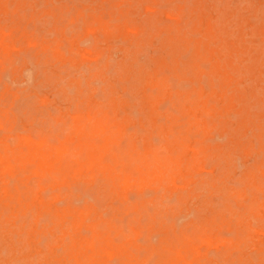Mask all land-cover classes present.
I'll return each mask as SVG.
<instances>
[{
	"label": "rangeland",
	"instance_id": "1",
	"mask_svg": "<svg viewBox=\"0 0 264 264\" xmlns=\"http://www.w3.org/2000/svg\"><path fill=\"white\" fill-rule=\"evenodd\" d=\"M13 1L11 0L10 1L11 3H9L7 0H0V30H4L3 28L7 27V28H5L4 31L10 33V36L17 43L16 47L21 46V48L17 47L18 49L17 48L14 49L15 50L14 54L16 53L18 55L15 54L16 55L15 56L13 54L14 58L11 60V62L14 60L13 63L8 61V59H6V58H2V60L4 61V62L2 61V63H4V65H3V68L0 67V68H2V69H0L1 70L0 71V95H1L0 96V99H1L0 104H1V102L3 104V106L0 105V113L2 112V108H3V109L8 110L6 112H8L10 114L9 116H8V114H7V116L4 115V118H6V119L8 118L7 123L12 129V131H11V129L8 131V133H9L8 138L13 137V140H14L15 139L14 135H16L18 133H21V134L24 133V134L31 135L33 137H34V135H35V137L41 135L44 138H47V140L50 139V142L51 141L55 142V140H57L59 137L63 136L66 132H68L67 124H65L66 125L65 126L62 122V119H60V121H57V117H62V118H66L69 120L70 115L72 113L76 112V110L81 111V112H85L87 110L94 108L92 106L95 103L96 104L101 103V106L103 107V106H105L104 102L106 101L105 104L108 107L105 106V108L104 107L103 108L105 110L107 109L108 113H111V116L113 114V116H117L118 119L120 118L121 121L124 118L127 119V120L125 119L124 127H126V129H129V130H130V128H131V130H132V128L134 129L133 131L130 130V133L132 134L135 132L133 139H134V141L137 140L135 142L139 147H141L142 144L146 141L147 143H151L154 146L158 147L159 150H163L162 145L164 142L163 141L164 137H163V134H161L159 132L158 127L160 126V124L164 125L167 123V124L171 125L174 123L173 125H174V127L176 126L175 127L176 131L178 129H185L186 126L184 123L187 119V114L181 113L178 110L177 104H176V106L172 105L168 96H164V97L160 98L156 102L155 110L152 109L150 111V109L146 106V104H144L142 96L145 93L150 92L151 89H153L152 88L153 86L149 83H145L144 75H145V73H147L149 71L154 73V71L158 69L159 71L158 70L157 71L160 74H166L168 77L172 76L169 79V81H171V83L174 81V84H171V88H173V85H174L173 89L176 88L175 86H179V88H181L182 90H187L188 88L190 89L192 86V83L196 81L195 82L196 84L195 83H193V84L195 86H198V87L201 86L202 87L203 92H205L207 97H209L210 102L216 103L217 104L216 106L219 109H222L223 104L228 103L227 104L228 108L222 110L221 113L216 112L214 114L215 116H212V115L210 116V118L213 117L212 119L216 118V116H217L216 119H218V120H216V119L212 120L209 118V115H208L207 120H208L209 128L205 134L194 132V131L189 132L188 142H189L190 146H192L195 143V145H194V147H195L196 143H197V144H199V145H197V148H199L200 146H203L204 148L207 149V156L205 155L204 156L205 158L203 157L204 160H203L202 166L204 168L201 166L199 168H197V167L194 168V170L191 169L192 171L190 170L192 175L196 174L195 175L196 178H194L193 181H191L190 183H185L186 181H182L181 182L182 185H180L181 180H179V184H172V185L171 184H150V185L144 184V186H142L141 188L148 187L146 189H143V191L145 190V192H143L141 188L140 189L137 188L135 185H132L128 189H126V194L130 198L129 200H134V198L145 200V204H144V206H141V212H140V213L144 212V214L138 215L139 216V219L137 221L138 223L135 222V224H134L135 226L137 225V229H138L137 234L138 235H136V234L134 235L131 233L132 235H127L128 237H126V239L130 238L129 242L127 243L128 245L130 244V242L134 241L130 244V247L133 251V256H134V257L132 256V258H134V260H135V257L139 258V256H140L139 259H141V258L145 259V260H142V261H145V264H153V263L156 264V262L158 260H160V258H161V252H158V251H160L161 246H159V245L162 241L166 240L169 237H173L174 233L180 232L179 230H181V229L184 231H186V229H187V232H189V231L191 232L194 228V223H195V225L201 224V223H207L206 226H209V227L212 226L215 228L218 227L216 229L214 228V232L220 233L219 235L223 234L222 236H224L226 238L233 239V242L228 244V245H214V246L211 245V246L207 247L206 249L209 250V252H208L209 256L207 257V259L205 258V260H204V261H206L205 264H209L208 262H210V264H220V262H218V261H222L221 264H255L254 262H256V264H263L264 263V255H263L264 254V245H263L264 244V220H263L264 219V208H263V206H264V81H263L264 80V74H263L264 73V63H263L264 62V50H262V48H264V38H263L264 37V31H263L264 30V25H263L264 24V21H263L264 20V8H263L264 7V0H254L255 2L253 0H247V1L242 0L245 2H242L241 0H189L190 2L188 0H72V1H70V0H53L54 2L52 0H13ZM185 1H187V2H185ZM236 1H238V2H236ZM7 2L9 4H11L12 6L9 5ZM50 2H52V3H50ZM41 4H43V5H41ZM99 4H101V5H99ZM118 5H119V7H118ZM36 6H38V7H36ZM89 6L91 7L92 10L94 9V11H92ZM95 6H96V8H95ZM113 6H115V7H113ZM71 7H72V9H71ZM149 7L151 10H149ZM151 7H153V8H151ZM83 8H87L88 10L83 9ZM97 8H98V10L96 11L95 9H97ZM17 9L18 10L23 9V10L19 12ZM114 9L116 12L113 11ZM152 9H154V11ZM179 9L181 11H179ZM79 10L81 11L80 13H79ZM64 11H65V13H64ZM85 11H86V15H85ZM69 13H70V16H69ZM134 13H136V14H134ZM47 14H50L51 17H53L52 22L50 20V18H51L50 15H47ZM233 14H235V15L232 16ZM79 15L81 16V18ZM111 15H114V16H111ZM174 15H176L175 18H174ZM42 16H43V18H42ZM45 16L46 17L49 16V18H46ZM77 16H79V17L77 18ZM235 16H236V18H235ZM21 17H24V18H21ZM113 17L118 19V20L115 21L116 19H114ZM110 18H113L112 21L110 20ZM214 18H216V19H214ZM36 19H39V21ZM43 19H44V21H42ZM81 19H82V21H80ZM246 19L249 22H247ZM47 20H48V24H49V21L51 22L49 25L46 24ZM108 20L111 22H109ZM188 20L191 22H189ZM36 21H37L38 28L36 27ZM59 21H61V22H59ZM226 21H228V22H226ZM38 22H40L41 24L46 26V28ZM74 22H77L78 28H76V26H75L76 23H74ZM94 22L96 24H94ZM102 22H105L108 25L110 24L109 25L110 29L106 30L103 27H101L100 24ZM143 22H145V23H143ZM235 22H237V23H235ZM68 23H71V24L68 25ZM113 23L118 24L119 29L116 28V30H112L115 28ZM233 23H235V24H233ZM245 23H247V24L244 25ZM249 23H252V24H249ZM38 24L41 26L39 27ZM131 24H137L140 27V30L138 32H132V31L127 30L126 26L131 25ZM186 24H188V25H186ZM72 25L75 28H73ZM79 25H81V26H79ZM177 26H178V28H177ZM212 26H213V30H212ZM35 27H36V29H40V30L41 29L43 30L45 28L43 30L44 32L42 30L40 32V30H39L38 31L40 33V35H39V33L36 31ZM64 27H66V28L64 29ZM152 27H153V29H152ZM72 28H73V30H75V32L72 30ZM34 29H35V31H34ZM63 29H64V32L62 31ZM66 29L68 31H66ZM121 29H124V30L121 31ZM177 29H179V31H177ZM210 29L213 31L214 36L212 37L211 40L207 41V38L205 35L209 34L208 31H210ZM218 29H219V31H218ZM258 29H260L261 31L260 30L258 31ZM13 30H15V31H13ZM45 31H48V32H45ZM143 31H145V32H143ZM235 31L237 33H235ZM69 32H70V34H69ZM57 34H58V36H57ZM100 34L102 35L101 37H100ZM118 37H119L120 41L118 40ZM184 37H187L189 39L193 38L196 40L205 39V41L207 42V44L210 48V52H208V56L212 57L211 58L212 60H215L216 58L217 59L219 58V60H221V58H222L221 62L223 65L220 67V71L217 73L220 74V73L226 72L227 79H226L225 83H223V81L220 79V77H216L217 74L216 75L215 74H208V70L210 69V62L206 59L199 60V62L201 63V67L203 68V73H200L198 75L193 76L190 73V71H187V74L183 77L185 79H181V81L178 82V78L176 76V71L180 72L181 70H183V71L187 70V68H185V66L190 61L191 55H192V48L187 49L184 46V43L182 40V38H184ZM26 38H32L35 40L38 39L39 42L44 43L46 46H50L49 44H51L50 49L52 46H55V45L57 47L60 46V49L58 47V50H59L58 56H53L52 53H50V50L48 49L49 47L46 50H44V48H41L39 46H33V45L25 44L24 41ZM114 38H116V39H114ZM42 39H44V41ZM59 39H61V40L59 41ZM63 39L65 40V42ZM71 40H73V41H71ZM75 40H76V42H75ZM98 41H100V42H98ZM124 42H125V45H124ZM152 42H154V43H152ZM62 43L64 44V46L66 44V46L64 47L65 49L63 47H61V46H63V45H61ZM138 44H139V46H138ZM130 45H131V47H130ZM144 45L146 47L151 46V48L150 49L148 48L149 49L148 50L145 48ZM96 46H98V47H96ZM141 46H143V49L141 48ZM62 48L66 52L65 55H64V50ZM111 48H113V50H111ZM66 49H67V51H66ZM92 49H94V50L92 51ZM18 50H19V52H18ZM72 50H75V51L72 52ZM143 50H146V53ZM22 52H25V53H22ZM97 52L100 53V55L102 54V57L104 58L103 61H102V57L100 60V55H98V56L95 55V54H97ZM111 52H113V54L115 56L112 55ZM138 52L139 53L144 52V54L147 56V58L144 54H143L144 55L143 56L142 54H139ZM211 52H212V56H211ZM250 52H251V54H250ZM153 53H155V54H153ZM182 54H184V55L187 54V55L184 56ZM245 54H246V56H245ZM1 55H2V53L0 52V56ZM81 55H82V57H81ZM103 55H105V56H103ZM148 55H149V57H148ZM92 56L97 57V61H93L94 57H92ZM113 56H114V58H113ZM58 57H60V58H58ZM90 57H92V58H90ZM126 57H128V58H126ZM81 58H82L83 63L80 62ZM107 58L111 62L108 61ZM137 58H141V59L138 61ZM84 60L86 62L87 61L88 62L86 63V62H84ZM143 60L147 64L144 63ZM206 61H208V62H206ZM89 62L94 63L96 68L94 67V65L92 66V64H89ZM99 62H101V63H99ZM135 62L138 63V65L135 64ZM8 63H10V65H8ZM108 63H109V66H108ZM19 64H22V65H19ZM149 64L151 65V69H149L150 68ZM74 67H75V69H74ZM79 67H81V68L79 69ZM90 67H93L94 70H92V68H90ZM109 67H111V68H109ZM38 68H40V70H41L40 72H39ZM146 68H148V69H146ZM17 69H19V70H17ZM76 69H77V71H76ZM164 69H166V70H164ZM8 70H10V72H8ZM62 70H64V71H62ZM111 70H112V72H111ZM217 70H219V69H217ZM77 73H78V76H77ZM89 74H91V75H89ZM22 75L24 77H22ZM42 75L45 78H43ZM79 75L84 76V77H80ZM1 76H2V79H1ZM15 76H17V77L15 78ZM46 77L48 78L47 80H45ZM94 77L101 79V80L98 81ZM140 77H141V80H140ZM92 78H93V80H92ZM237 79H238V81H237ZM3 80L5 81L6 84L4 83ZM126 80H128L129 83ZM81 81H82V83H81ZM83 81H84V84H83ZM114 81L117 82L116 84H118V82H119V84L116 86ZM120 81H122V82H120ZM89 82H91V83H89ZM92 82L94 84H92ZM8 83L11 86L10 88L6 87V86L9 87ZM41 83H42V85H41ZM77 83H79V84H77ZM176 83H177V85H175ZM35 84H37V85H35ZM81 84H83V85H81ZM127 84H128V86H127ZM215 84H217V85H215ZM32 85L34 86L35 89L33 88ZM65 85L66 86L68 85L69 87L71 86L72 88L68 87V90H67ZM96 85L100 86L99 87L100 89H97ZM129 85H131V86H129ZM12 86H13V88H12ZM148 86H149V89H148ZM215 86H217L218 88ZM242 86H244V87H242ZM16 87H18V88L16 89ZM5 88H7V89H5ZM20 88H22V91ZM27 88H29V89H27ZM126 89H127V91H126ZM17 90H19L18 92L21 91L20 92L21 94H19L17 92ZM81 90H82V93L84 92L83 94H81ZM218 90H221V91H218ZM33 91H34V93H33ZM91 91H93V92H91ZM128 91H130V93H132L131 91H133V95L128 93ZM6 92L9 94H7ZM30 93H31V96H33V97H31L29 95ZM136 93L139 95H137ZM14 94H16V95H14ZM115 94H118V95L116 96ZM25 95L29 98V100H28V98L24 97ZM51 95H53V96L51 97ZM120 95H122V96H120ZM37 96L40 98V101H37V100H39V98H37ZM57 96H58V99H57ZM126 96H128V97H126ZM16 97H18V98H16ZM85 98H89V99H85ZM135 98H137V99H135ZM167 98L169 99V101ZM16 99H18V100H16ZM47 99H48V101H47ZM109 99H111V100L113 99L115 101V103H109L110 102ZM132 99H134V100H132ZM223 99H225V100H223ZM14 100H15V102L16 101L17 102L14 103ZM165 100L168 102L165 103ZM26 101H28V102H26ZM31 101H33V102H31ZM86 101H88V102H86ZM130 101L135 103V104L130 103ZM162 101H164V102H162ZM169 102H170V106H168ZM89 103H91V104H89ZM4 104H5V106H4ZM77 104H78V106H77ZM162 104L163 105L165 104V106H168V108L165 106H162ZM237 104H238V106H237ZM72 105H75V106H72ZM118 105L120 106L119 108H118ZM28 106H29V108H28ZM71 106H72V108H71ZM8 107L10 108V110H11V108L13 110L9 111ZM83 107H85V108H83ZM90 107H92V108H90ZM158 107L160 109H158ZM171 107H172L173 111L170 110ZM43 109H45V110H43ZM142 109H143V111H141ZM161 109H162V111H161ZM166 109L168 111H166ZM17 110H18V113L20 115L17 113ZM40 110H41V112H40ZM54 110L57 113L54 112ZM27 111H28V113H26ZM121 111H123V112L121 113ZM165 111L167 112V114ZM176 111L178 113H176ZM139 112H143V113L141 114ZM134 113H136V115ZM42 114L44 115V117ZM137 114H140V115L137 116ZM159 114H161V115H159ZM168 114L170 116H168ZM178 114H180V115H178ZM133 115H135V117ZM229 115H230V117H229ZM160 116H162V117H160ZM181 116L183 117L182 119H181ZM185 116H186V118H184ZM16 118H18V119H16ZM49 118H50V120H48ZM156 118H157V120H156ZM166 118H168V119H166ZM255 118H257V119H255ZM140 119H142V120H140ZM173 119H175V120H173ZM209 119L211 120V123L209 122L210 121ZM230 120H232V122ZM169 121H171V122H169ZM59 122H61V123H59ZM216 122L218 125L216 124ZM58 124H61V125H58ZM133 124H135V127L134 126L132 127ZM14 125H16L15 127H17V128H15ZM57 126H58V128H57ZM139 126L141 128L143 127V129H142L143 132L141 130H139L140 129ZM251 126H252V128H251ZM51 127H53V128L51 129ZM213 127L215 129H213ZM19 128H21V129L23 128V129L20 130ZM65 128H67V129H65ZM137 128H139L138 130L140 132H138ZM233 129H235V131H233ZM1 130H2V128H0V136H1V134H3L5 132V131H1ZM52 130H54V131H52ZM129 130H128V132H129ZM210 131H212V132H210ZM154 132L157 135H155ZM224 132H226V133H224ZM57 133L59 135H57ZM211 133L212 134L214 133V135H212ZM227 134L231 135V136H228ZM11 135H13V136H11ZM158 135H160V137ZM150 136H151V138H150ZM198 136H199V138H198ZM254 136H255V138H253ZM207 137H208V139H205ZM10 138L8 139L9 141H10ZM72 138L75 139V136L73 135ZM226 138L227 139L229 138V140H227ZM214 140H216V141H214ZM125 141H126V139H122L121 143L124 145ZM195 141H197V142H195ZM13 142L11 139L10 143H13ZM211 142L213 143V145ZM201 143H203V144H201ZM255 144H256V146H255ZM211 146H212V148H211ZM254 146L257 148H255ZM216 150H218V151L216 152ZM234 154H236V155H234ZM259 155H261V156L257 158V156H259ZM218 156L220 159L218 158ZM240 156H241V158H240ZM211 157H212V160H211ZM208 158L210 160H208ZM233 158L234 159L236 158L235 160L237 162L235 160H233ZM251 158H253V159H251ZM206 163H207V166H205ZM209 163H211V164H209ZM220 163H222V164H220ZM235 164L237 166H235ZM220 165H222V166H220ZM216 166H217V169H216ZM206 167H207V169H206ZM259 169H260V171H259ZM205 171L207 173H205ZM203 172L205 173V175L206 174L207 175L205 176L203 174ZM247 172H249L250 175L246 178V182H243V177L245 176V174ZM198 173H200L201 175ZM234 173H235V175H234ZM26 175H28V174H26ZM23 176H25V175L23 174ZM202 176H204V177H202ZM198 178H199V181H197ZM206 178H208V180H210L209 183H206V182L202 183L201 180L206 179ZM239 179H240V182L238 183ZM252 179H254V180H252ZM100 180H101V178H97V180L88 181L89 183H86L85 181H79L78 180V181L74 182V184H72V185L68 184L66 186H61V187H57V188L61 189L62 192H66L70 197H72L71 199L75 202V204H81V203L83 204L85 199H88V198H89L88 200H91V201L92 200L94 201V199H96L95 200L96 203H95V201L94 202L92 201V202H93L94 206L96 207V213L97 214L101 213L104 216L105 215L108 216V215L112 214L113 212H115L117 210L116 208L119 207V209L121 211H118L119 210L118 209L117 212L120 214L122 213V215H125V211H122V209H121L123 206L122 200L120 197H118V195L115 192L113 193L112 185L109 184L110 185L109 186L106 184L107 187L109 186V188H107L106 185H104L105 184L104 179H102L103 181L102 180L100 181ZM216 180H219V181L217 182ZM230 180H233V182H231ZM95 181H96V184L97 183H99V184L96 185L95 183H92ZM196 181H197V183H194ZM229 181H230V184L227 183ZM250 181H252V182H250ZM100 182H101V185H100ZM255 182L257 184H252ZM191 183H193L195 185L198 184V186L189 185ZM92 184H94V185H92ZM185 184L188 186H186ZM206 184L208 186H211V187L209 188ZM238 184H239V186H238ZM162 185H163V187H162ZM246 186H248V187H246ZM252 186H254V187L256 186L255 188L256 189L258 188L259 191L255 190V188ZM100 187H105V189H103V188L100 189ZM159 187H162L161 190ZM166 187H168V189L170 191H168V189H165ZM170 187L173 189L171 190ZM175 187L179 191H177L175 189ZM203 187L205 188V190ZM43 188H44L45 194L51 193V189L49 188V186L43 185ZM107 189H109L112 194L109 193V191H106ZM153 189L156 191H154ZM157 189H159L160 191ZM184 189H187V190L185 191ZM166 190H167L170 198L168 197V195H166L167 194ZM136 191H138V192H136ZM175 191H176V193H175ZM72 192L74 193V195ZM157 192H161V193L159 194ZM233 192H235V194ZM107 193H109V195H107ZM187 193H189L188 196H187ZM201 193L202 194L204 193V194L202 195ZM236 193L237 194L239 193L240 197L237 196ZM136 194H138V195H136ZM172 194H174V197L172 196ZM191 194H192V196H190ZM112 195H114V196H112ZM143 195H145L146 197ZM212 195H213V197H212ZM110 196L114 197L117 200L112 202V200H114V198H112ZM158 196H161L163 198H161V197L159 198ZM183 197H185V198H183ZM91 198H93V199H91ZM109 198H111V199H109ZM230 198L233 199V202L230 201ZM240 198H242V199H240ZM247 198H248V200H247ZM185 199H188V201ZM152 200H154V201H152ZM162 200H163V202L166 203L167 206L165 205V203H163L161 205ZM244 200H246V202ZM252 200L255 201L256 203L254 204V210L251 212L252 213L251 214L250 212H248L246 210V208H247V205ZM99 202L101 204L102 203H105V204L100 205ZM109 202L111 203L110 205H112V203H116L115 205L114 204L112 205L114 207V210L112 209L113 208L112 206H109ZM190 203L192 206L189 208ZM231 203H233L232 206H231ZM234 204H236L237 207H239L238 210H237V207H234ZM117 205H118V207H117ZM146 205L148 207V210L150 209L149 213L156 214V217L159 219V221H160V219L161 220L164 219V220L159 222L156 218V220L152 221V223L148 222L146 219L147 218L146 214L148 211L147 207H146L145 211L142 210V209H145ZM97 206H99L100 209L103 206V208L101 209L102 211H100V209H98ZM176 206L177 207L180 206L181 209L179 207H178L179 209H177ZM104 207H106V208H104ZM153 207H154V209H153ZM183 207H185V209H183ZM187 207L191 211L188 210ZM163 209L164 210L166 209L165 212H163L164 215L162 214V211H164ZM106 210H108V211H106ZM176 210H179V211H176ZM188 211L190 213H188ZM245 211H246V213H244ZM256 211L258 213H256ZM182 212H183V214H180ZM194 212L199 217L196 216V214L194 215ZM259 212H260V215H259ZM165 213L167 216H169L168 218L165 216ZM262 213H263V215H262ZM160 216H161V218H159ZM195 216H196L197 220H196V218H194ZM217 216L219 218L216 220L215 218ZM244 216H246V217H244ZM249 216H250V218H248ZM252 216L254 218H252ZM256 216L257 217L259 216L260 218L258 217L259 218L258 219V218H256ZM234 217H236L238 220ZM165 218H166V220H165ZM171 218H173V219H171ZM255 218L257 219V221H256L257 226H256V223H254ZM125 219H126V216H124V220ZM245 219H246V221H245ZM187 220H188V222H186ZM235 220H237L238 222ZM252 220H254V221H252ZM144 221H146L147 224ZM192 221H196V222L193 223ZM116 222L121 223L119 218H117ZM181 222H182V224H180ZM150 223L152 224V226H150ZM187 223H189V224H187ZM209 223L212 225L210 226ZM247 223H248V225H247ZM121 225L123 227L124 232L128 233L129 227L127 225V222L122 221ZM142 225H143V227H142ZM190 225L191 226L193 225V226L191 227ZM252 225H254L255 227ZM222 226L223 227L225 226V227L223 228ZM232 226H233V228H232ZM250 227H254L255 229L250 228ZM146 228H147V234H149V235L151 234L150 236L147 235L146 233H144V232H146ZM175 228H176V230H175ZM221 228H223L224 230L222 231ZM139 230H141V231H139ZM218 230H221V231L219 232ZM240 230L242 231V233L238 234V232ZM262 230H263V232H262ZM83 232L86 233V230L83 229ZM250 232L252 234H250ZM127 233H124V234H127ZM169 233H171V234H169ZM247 233L250 235H248ZM144 234H145V236H144ZM1 235H2V237L0 239V242H1V240H3V241L0 243V251H1V253H0V264H16V263L19 264V261H20V264H24V263L25 264H28V263L32 264L28 261L30 260V257L33 256L32 255L33 250L29 249V248L22 250L19 245H21L23 242L20 241L21 244H19L18 241L15 239V237L17 238L19 236L14 235L15 236L14 240H16L15 245L13 247L14 249H10L9 243L11 241V236H10L11 233L9 235V232H8L6 235V230L0 229V236ZM132 236L133 237L135 236L134 237L135 240ZM146 236H147V238H148V236L150 237V239H149L150 241L147 238H145ZM251 236H252V239L250 240ZM47 237H50L49 234ZM138 238L141 240H139ZM142 238H144V239H142ZM123 239H125V237ZM143 240H144V242L146 241L145 242L146 244L148 243L147 244L148 247L151 246V249L146 248L147 245L143 242ZM153 240H155L157 243L155 241L153 242ZM234 240H235V242L238 241L236 243L237 247H235L236 244L234 243ZM260 240H262V242ZM148 241L150 243L152 242L151 244H153V245L149 244ZM250 241L253 243H251ZM254 241H256L257 243L254 244ZM5 242H7V244ZM137 242H139L138 244H140V247L138 246L140 251L137 248V245H138ZM3 244L6 245V248L4 247L5 245H3ZM240 244L243 245V247L240 246ZM2 245H3V249H1ZM233 245H234V248H232ZM260 245H263V246H260ZM17 247H19V248H17ZM220 247L222 249H220ZM253 247H254V249H253ZM15 249L19 250L18 254H17V251ZM57 249L61 250V251L58 250L59 252H57V253L62 252L61 246H56V250ZM234 249H236V250H234ZM243 249H245L244 252H243ZM148 250H149V254L152 252L150 257L148 254ZM5 251H7V252L5 253ZM155 251H156V253H155ZM233 252H236V253L232 255ZM26 253L29 255L26 256ZM245 253H247V254H245ZM62 254L63 253H61V255L59 254L58 256L56 255L55 257L57 258L59 256H62ZM143 254L145 257L146 256L147 257L145 258L143 256ZM253 254H255V256ZM19 256H21V257L24 256V257L21 259V257L19 258ZM34 256L39 257L38 255H34ZM34 256L31 258V260H32V261L30 260L31 262H33V260L35 259ZM17 257L19 259H17ZM254 257H256V258H254ZM154 258H155V260H154ZM37 259H39V258H37ZM37 259L34 260V262L36 264L38 263ZM234 260H235V262H234ZM41 261H42V263L45 262L41 258L39 260L40 263H38V264H42ZM213 261H215V262H213ZM44 264H47V263H44Z\"/></svg>",
	"mask_w": 264,
	"mask_h": 264
},
{
	"label": "bare ground",
	"instance_id": "2",
	"mask_svg": "<svg viewBox=\"0 0 264 264\" xmlns=\"http://www.w3.org/2000/svg\"><path fill=\"white\" fill-rule=\"evenodd\" d=\"M9 3H11V0H7ZM13 1V0H12ZM53 1V0H52ZM72 1V0H70ZM189 1V0H188ZM242 1V0H241ZM247 1V0H246ZM254 1V0H253ZM7 2V3H8ZM14 2V1H13ZM54 2V1H53ZM58 2V1H57ZM56 2V3H57ZM83 2V1H82ZM187 2V1H185ZM184 2V3H185ZM190 2V1H189ZM231 2V1H230ZM238 2V1H236ZM245 2V1H242ZM249 2V1H248ZM255 2V1H254ZM8 3V4H9ZM36 3V2H35ZM34 3V4H35ZM52 3V2H50ZM163 3V2H162ZM173 3V2H172ZM171 3V4H172ZM217 3V2H216ZM258 3V2H257ZM37 4V3H36ZM49 4V3H48ZM108 4V3H107ZM106 4V5H107ZM124 4V3H123ZM241 4V3H240ZM243 4V3H242ZM11 5V4H9ZM8 5V6H9ZM43 5V4H41ZM45 5V4H44ZM101 5V4H99ZM122 5V4H121ZM137 5V4H136ZM161 5V4H160ZM190 5V4H189ZM218 5V4H217ZM233 5V4H232ZM7 6V7H8ZM12 6V5H11ZM151 6V5H150ZM185 6V5H184ZM216 6V5H215ZM263 6V5H262ZM38 7V6H36ZM35 7V8H36ZM90 7V6H89ZM109 7V6H108ZM115 7V6H113ZM119 7V5H118ZM162 7V6H161ZM234 7V6H233ZM3 8V7H2ZM96 8V6H95ZM105 8V7H104ZM111 8V7H110ZM153 8V7H151ZM229 8V7H228ZM238 8V7H237ZM240 8V7H239ZM261 8V7H260ZM264 8V7H263ZM262 8V9H263ZM29 9V8H28ZM27 9V10H28ZM32 9V8H31ZM72 9V7H71ZM83 9H87V8H83ZM91 9V7H90ZM112 9V8H111ZM116 9V8H115ZM115 9L113 11H115ZM186 9V8H185ZM18 10V9H17ZM23 9L18 10L19 12L22 11ZM25 10V9H24ZM88 10V9H87ZM92 10V9H91ZM96 11L98 10L95 9ZM149 10L150 7H149ZM154 11V9H152ZM194 10V9H193ZM242 10V9H241ZM94 11V9L92 10ZM173 11V10H172ZM179 11H181L179 9ZM185 11V10H184ZM187 11V10H186ZM238 11V10H237ZM256 11V10H255ZM263 11V10H262ZM60 12V11H59ZM81 11L79 10V13ZM116 12V11H115ZM215 12V11H214ZM258 12V11H257ZM65 13V11H64ZM67 13V12H66ZM99 13V12H98ZM102 13V12H101ZM168 13V12H167ZM174 13V12H173ZM181 13V12H180ZM236 13V12H235ZM96 14V13H95ZM112 14V13H111ZM120 14V13H119ZM133 14V13H132ZM136 14V13H134ZM169 14V13H168ZM188 14V13H187ZM202 14V13H201ZM50 15V14H47ZM68 15V14H67ZM85 15H86V11H85ZM116 15V14H115ZM235 14H233L232 16H234ZM5 16V15H4ZM70 16V13H69ZM68 16V17H69ZM80 16V15H79ZM77 16V18L79 17ZM104 16V15H103ZM114 16V15H111ZM121 16V15H120ZM131 16V15H130ZM171 16V15H170ZM176 15H174L175 18ZM184 16V15H183ZM188 16V15H187ZM218 16V15H217ZM250 16V15H249ZM46 17V16H45ZM51 17V15H50ZM105 17V16H104ZM107 17V16H106ZM186 17V16H185ZM24 18V17H21ZM41 18V17H40ZM43 18V16H42ZM46 18H49L46 17ZM53 17L50 18L51 22ZM81 18V16H80ZM114 18V17H113ZM113 18H110V20L112 21ZM189 18V17H188ZM236 18V16H235ZM238 18V17H237ZM249 18V17H248ZM116 19V18H114ZM120 19V18H119ZM204 19V18H203ZM216 19V18H214ZM24 20V19H23ZM39 21V19H36ZM41 20V19H40ZM79 20V19H78ZM118 19H116L115 21H117ZM247 20V19H246ZM44 21V19L42 20ZM65 21V20H64ZM77 21V20H76ZM82 21V19L80 20ZM109 21V20H108ZM109 21V22H111ZM138 21V20H137ZM189 21V20H188ZM264 21V20H263ZM22 22V21H21ZM24 22V21H23ZM26 22V21H25ZM49 21V24L51 23ZM61 22V21H59ZM73 22V21H72ZM71 22V23H72ZM78 22V21H77ZM77 22L76 23V28L77 27ZM114 22V21H113ZM191 22V21H189ZM228 22V21H226ZM247 22H249L247 20ZM27 23V22H26ZM40 23V22H38ZM71 23H68L71 24ZM145 23V22H143ZM219 23V22H218ZM237 23V22H235ZM233 23V24H235ZM41 24V23H40ZM46 24H48V20L46 22ZM48 24V25H49ZM80 24V23H79ZM94 24H96L94 22ZM231 24V23H230ZM247 23H245L244 25H246ZM252 24V23H249ZM30 25V24H29ZM33 25V24H32ZM39 25V24H38ZM43 25V24H41ZM39 25V27L41 26ZM110 25V24H109ZM109 25L105 22H102L100 24L101 27H103L106 30H109ZM113 25L115 26L114 29L112 30H116V28L119 29V25L116 23H113ZM188 25V24H186ZM256 25V24H255ZM264 25V24H263ZM31 26V25H30ZM44 26V25H43ZM81 26V25H79ZM228 26V25H227ZM239 26V25H238ZM27 27V26H26ZM36 27L37 26V21H36ZM35 27V29H36ZM46 28V26H44ZM73 28H75L72 25ZM230 27V26H229ZM253 27V26H252ZM261 27V26H260ZM4 27L3 29L5 30ZM44 28V29H45ZM66 27H64L65 29ZM69 28V27H68ZM72 28V30H73ZM127 30L132 31V32H138L140 30V27L137 24H131V25H127L126 26ZM178 28V26H177ZM182 28V27H181ZM245 28V27H244ZM243 28V29H244ZM250 28V27H249ZM263 28V27H262ZM34 29V31H35ZM43 29V30H44ZM64 29L62 30L64 32ZM81 29V28H80ZM146 29V28H145ZM153 29V27H152ZM151 29V30H152ZM4 30H0V52L2 53V55L0 56V67L3 68L4 63H2V58H6L8 59V61L11 62V60L14 58L13 56L16 54H14V49L17 48L16 47V41L10 36L9 32H6ZM40 29H36V31L38 32ZM42 30V29H41ZM40 30V32H41ZM42 30V31H43ZM124 29H121V31ZM182 30V29H181ZM212 30H213V26H212ZM210 29V31H208L209 34L205 35L208 40H211L212 37L214 36V33ZM260 29H258L259 31ZM15 31V30H13ZM66 31H68L66 29ZM75 32V30H73ZM177 31H179V29H177ZM215 31V30H214ZM219 31V29H218ZM217 31V32H218ZM233 31V30H232ZM261 31V30H260ZM264 31V30H263ZM18 32V31H17ZM16 32V33H17ZM44 32V31H43ZM48 32V31H45ZM53 32V31H52ZM127 32V31H126ZM145 32V31H143ZM170 32V31H169ZM15 33V32H14ZM39 33V32H38ZM122 33V32H121ZM235 33H237L235 31ZM49 34V33H48ZM70 34V32H69ZM234 34V33H233ZM249 34V33H248ZM20 35V34H19ZM40 35V33H39ZM66 35V34H65ZM92 35V34H91ZM140 35V34H139ZM224 35V34H223ZM30 36V35H29ZM58 36V34H57ZM69 36V35H68ZM102 35L100 34V37ZM142 36V35H141ZM197 36V35H196ZM18 37V36H17ZM45 37V36H44ZM49 37V36H48ZM128 37V36H127ZM148 37V36H147ZM248 37V36H247ZM159 38V37H158ZM264 38V37H263ZM19 39V38H18ZM37 39V38H36ZM116 39V38H114ZM126 39V38H125ZM44 41V39H42ZM50 40V39H49ZM61 39H59L60 41ZM64 40V39H63ZM119 40V37H118ZM184 46L189 49L192 48V55H191V59L188 62V64L185 66V68H187V70H181L176 71V76L178 78V82L181 81V79H185L183 78L186 74L187 71H190V73L195 76L198 75L200 73H203V68L201 67V63L199 62V60H203L206 59L210 62V69L208 70V74H217L216 77H220V79L223 81V83H225L227 76H226V72L220 73L218 74L217 72L220 71V67L223 65L221 60H219V58L212 60V57L208 56V52H210V48L207 44V42L205 41V39L202 40H196V39H189L187 37L182 38ZM243 40V39H242ZM73 41V40H71ZM116 41V40H115ZM120 41V40H119ZM125 41V40H124ZM153 41V40H152ZM157 41V40H156ZM233 41V40H232ZM240 41V40H239ZM20 42V41H19ZM25 44L27 45H33V46H39L41 48H44V50H46L48 47V49L50 50V53H52L53 56H58L59 54V50L58 47L60 49V46H52L50 49L51 44H49L50 46H46L44 43L39 42L38 39H32V38H26L25 39ZM23 42V43H24ZM46 42V41H45ZM65 42V40H64ZM63 42V43H64ZM76 42V40H75ZM100 42V41H98ZM118 42V41H117ZM140 42V41H139ZM217 42V41H216ZM244 42V41H243ZM22 43V44H23ZM61 44L63 46L61 47H65L64 44ZM78 43V42H77ZM96 43V42H95ZM122 43V42H121ZM120 43V44H121ZM154 43V42H152ZM226 43V42H225ZM238 43V42H237ZM248 43V42H247ZM253 43V42H252ZM60 44V43H59ZM76 44V43H75ZM239 44V43H238ZM125 45V42H124ZM132 45V44H131ZM130 45V47H131ZM135 46V45H134ZM139 46V44H138ZM145 46V45H144ZM240 46V45H239ZM21 48V46H19ZM18 47V48H19ZM31 47V46H30ZM73 47V46H72ZM98 47V46H96ZM129 47V48H130ZM263 47V46H262ZM17 48V49H18ZM62 48V49H63ZM67 48V47H66ZM74 48V47H73ZM93 48V47H92ZM141 48L143 49V46H141ZM146 49H150L151 46H145ZM144 48V49H145ZM223 48V47H222ZM221 48V49H222ZM239 48V47H238ZM65 49V48H64ZM63 49V50H64ZM72 49V48H71ZM75 49V48H74ZM91 49V48H90ZM120 49V48H119ZM148 49V50H149ZM186 49V50H187ZM220 49V50H221ZM230 49V48H229ZM256 49V48H255ZM23 50V49H22ZM21 50V51H22ZM94 49H92L93 51ZM111 50H113V48H111ZM121 50V49H120ZM119 50V51H120ZM147 50V51H148ZM155 50V49H154ZM157 50V49H156ZM224 50V49H223ZM262 50H264V48H262ZM33 51V50H32ZM31 51V52H32ZM67 51V49H66ZM75 50H72V52ZM98 51V50H97ZM105 51V50H104ZM122 51V50H121ZM146 53V50H143ZM218 51V50H217ZM19 52V50H18ZM91 52V51H90ZM99 52V51H98ZM95 54V55H100V53ZM220 52V51H219ZM260 52V51H259ZM25 53V52H22ZM45 53V52H44ZM49 53V54H50ZM65 50H64V55H65ZM71 53V52H70ZM69 53V54H70ZM116 53V52H115ZM129 53V52H128ZM127 53V54H128ZM139 53V52H138ZM137 53V54H138ZM188 53V52H187ZM241 53V52H240ZM247 53V52H246ZM14 54V55H13ZM21 54V53H20ZM73 54V53H72ZM112 55L113 52H111ZM139 54H144V52H140ZM138 54V55H139ZM148 54V53H147ZM155 54V53H153ZM185 54V53H184ZM182 54V55H184ZM251 54V52H250ZM263 54V53H262ZM18 55V54H16ZM15 55V56H16ZM32 55V54H31ZM40 55V54H39ZM76 55V54H75ZM74 55V56H75ZM87 55V54H86ZM111 55V56H112ZM129 55V54H128ZM145 55V54H144ZM143 55V56H144ZM187 55V54H186ZM184 55V56H186ZM224 55V54H223ZM85 56V55H84ZM88 56V55H87ZM86 56V57H87ZM105 56V55H103ZM110 56V57H111ZM115 56V55H114ZM113 56V58H114ZM146 56V55H145ZM167 56V55H166ZM169 56V55H168ZM211 56H212V52H211ZM246 56V54H245ZM244 56V57H245ZM67 57V56H66ZM82 57V55H81ZM94 57V56H92ZM90 57V58H92ZM102 54L100 55V60H101ZM109 57V58H110ZM149 57V55H148ZM239 57V56H238ZM34 58V57H33ZM60 58V57H58ZM120 58V57H119ZM122 58V57H121ZM128 58V57H126ZM147 58V56H146ZM64 59V58H63ZM70 59V58H69ZM103 57H102V61H103ZM108 59V58H107ZM138 61L141 58H137ZM150 59V58H149ZM153 59V58H152ZM168 59V58H167ZM237 59V58H236ZM68 60V59H67ZM169 60V59H168ZM246 60V59H245ZM14 61V60H13ZM13 61L11 63H13ZM33 61V60H32ZM93 61H97V57H94ZM108 61H110L108 59ZM206 61V62H208ZM4 62V61H3ZM19 62V61H18ZM67 62V61H66ZM81 63L82 62V58L80 60ZM84 62H86L84 60ZM88 62V61H87ZM86 62V63H87ZM111 62V61H110ZM109 62V63H110ZM144 63H146L143 60ZM150 62V61H149ZM237 62V61H236ZM28 63V62H27ZM69 63V62H68ZM101 63V62H99ZM108 63V66H109ZM114 63V62H113ZM112 63V64H113ZM238 63V62H237ZM264 63V62H263ZM35 64V63H34ZM65 64V63H64ZM67 64V63H66ZM92 64V66L94 65V63H90ZM135 64L138 65V63L135 62ZM147 64V63H146ZM8 65H10V63H8ZM13 65V64H12ZM11 65V66H12ZM22 65V64H19ZM63 65V64H62ZM61 65V66H62ZM69 65V64H68ZM140 65V64H139ZM150 65V64H149ZM57 66V65H56ZM72 66V65H71ZM87 66V65H86ZM113 66V65H112ZM146 66V65H145ZM9 67V66H8ZM16 67V66H15ZM73 67V66H72ZM94 67L96 68V66L94 65ZM101 67V66H100ZM151 69V65L149 66ZM229 67V66H228ZM0 68V69H2ZM10 68V67H9ZM81 67H79L80 69ZM93 69V67H90ZM111 68V67H109ZM113 68V67H112ZM39 72L41 71L40 68ZM75 69V67H74ZM98 69V68H97ZM138 69V68H137ZM148 69V68H146ZM206 69V68H205ZM219 69V70H217ZM19 70V69H17ZM69 70V69H68ZM102 70V69H101ZM107 70V69H106ZM158 70V69H157ZM157 70L154 71V73L152 72H147L144 75V79H145V83H149L151 84L153 87V89H151L150 92L145 93L142 96L143 102L144 104H146V106L150 109V111L153 109L155 110V106H156V102L164 97V96H168V98L170 99V102L172 105L178 107V110L181 113H186L187 114V119L185 121V129H178L177 131L175 130L174 127V123L169 125V124H160V126L158 127L159 132L161 134H163L164 137V142H163V150H159L158 147L154 146L151 143H147L146 141L142 144L141 147H139L135 141H134V133H130L129 129H126V127H124V123H125V119L124 118L122 121L121 119L117 118V116H111V113H108L107 109L105 110V106H107L104 102L105 106H101V103H95L92 107V109L87 110L85 112H81V111H77L72 113L70 115V119H66V118H62V117H57V121H60V119H62L63 124H67V128H68V132H66L63 136L59 137L57 140H55V142L51 141L50 139L47 140V138H44L43 136H37L34 137L28 134H21L18 133L16 135H14V140L13 137L10 138V141L12 139L13 143H10V141L8 140V136L9 133L8 131L11 129V127L8 125L7 123V119L4 118V115L8 116L10 115L8 112V110L3 109L2 107V112L0 113V128H2L1 131H5L3 134H1L0 136V229L1 230H6V235L9 232V235L11 233V241L9 243V248L10 249H14V245H15V241L17 240L19 244L20 241H22L23 243L21 245H19L21 247L22 250L29 248L32 249V255H38L39 257H35L34 256V260L37 259L38 263L39 260L42 258V260H44V263L47 264H145V260L144 258H136L135 260L134 258H132L133 256V251L130 247V244L132 242H130V244L128 245L127 243L129 242V239L126 237H128L127 235H132V234H136L138 235V229H137V225L135 226V222L138 223V219L139 216L138 215H143V213L141 212V206H144L145 204V200L144 199H135L134 200H129L130 198L127 196L126 194V189H128L130 186L135 185L137 188H141L142 186H144V184H179V180L180 181V185L182 181H186L185 183H190L191 181L194 180V178H196V174L192 175V173L190 172L191 169L194 170V168H199L202 166L203 164V157L206 155L207 156V149L204 148L203 146H200L199 148H197V144L194 147L195 143L190 146L189 142H188V135L190 131H194V132H198V133H202L205 134L208 131V120L207 117L209 115L210 116H215L214 114L216 112L221 113L222 110L227 109L228 103L223 104L222 109H219L216 105V103H212L209 101V97H207L206 93L203 92L202 87H198L195 86L192 83L191 88L187 89V90H182L181 88H179V86H175L176 88H171V84H174V81L171 83V81H169V79L172 76H167L166 74H160ZM166 70V69H164ZM177 70V69H176ZM261 70V69H260ZM1 71V70H0ZM64 71V70H62ZM77 71V69H76ZM91 71V70H90ZM114 71V70H113ZM246 71V70H245ZM262 71V70H261ZM8 72H10V70H8ZM69 72V71H68ZM83 72V71H82ZM108 72V71H107ZM106 72V73H107ZM112 72V70H111ZM166 72V71H165ZM207 72V71H206ZM248 72V71H247ZM63 73V72H62ZM85 73V72H84ZM88 73V72H87ZM114 73V72H113ZM116 73V72H115ZM239 73V72H238ZM246 73V72H245ZM11 74V73H10ZM80 74V73H79ZM136 74V73H135ZM264 74V73H263ZM70 75V74H69ZM68 75V76H69ZM81 75V74H80ZM79 75V76H80ZM88 75V74H87ZM91 75V74H89ZM123 75V74H122ZM262 75V74H261ZM73 76V75H72ZM78 76V73H77ZM17 76H15L16 78ZM21 77V76H20ZM22 77H24L22 75ZM43 78H45L42 75ZM80 77H84V76H80ZM205 77V76H204ZM38 78V77H37ZM65 78V77H64ZM78 78V77H77ZM96 78V77H94ZM175 78V77H174ZM173 78V79H174ZM242 78V77H241ZM247 78V77H246ZM2 79V76H1ZM48 78L46 77L45 80H47ZM54 79V78H53ZM85 79V78H84ZM203 79V78H202ZM217 79V78H216ZM243 79V78H242ZM44 80V79H43ZM93 80V78H92ZM95 80V79H94ZM96 80L100 81L101 79L96 78ZM95 80V81H96ZM118 80V79H117ZM116 80V81H117ZM141 80V77H140ZM175 80V79H174ZM187 80V79H186ZM214 80V79H213ZM245 80V79H244ZM4 81V80H3ZM16 81V80H15ZM91 81V80H90ZM114 81V83L116 84L117 82ZM128 81V80H126ZM204 81V80H203ZM235 81V80H234ZM238 81V79H237ZM236 81V82H237ZM262 81V80H261ZM260 81V82H261ZM264 81V80H263ZM42 82V81H41ZM64 82V81H63ZM73 82V81H72ZM122 82V81H120ZM170 82V83H169ZM5 83V81H4ZM59 83V82H58ZM65 83V82H64ZM82 83V81H81ZM91 83V82H89ZM103 83V82H102ZM129 83V81H128ZM233 83V82H232ZM241 83V82H240ZM2 84V83H1ZM6 84V83H5ZM9 84V83H8ZM40 84V83H39ZM79 84V83H77ZM84 84V81H83ZM81 84V85H83ZM92 84H94L92 82ZM105 84V83H104ZM119 84V82H118ZM116 84V86L118 85ZM196 84V83H195ZM37 85V84H35ZM42 85V83H41ZM58 85V84H57ZM75 85V84H74ZM177 85V83L175 84ZM190 85V84H189ZM217 85V84H215ZM247 85V84H246ZM16 86V85H15ZM21 86V85H20ZM31 86V85H30ZM33 86V85H32ZM47 86V85H46ZM66 86V85H65ZM76 86V85H75ZM128 86V84H127ZM131 86V85H129ZM5 87V86H4ZM7 88H10V84L9 87L6 86ZM40 87V86H39ZM44 87V86H43ZM68 85L66 86L67 90H68ZM71 87V86H70ZM69 87V88H70ZM97 89H100V86H97ZM107 87V86H106ZM120 87V86H119ZM147 87V86H146ZM188 87V86H187ZM217 87V86H215ZM244 87V86H242ZM5 88V89H7ZM13 88V86H12ZM11 88V89H12ZM18 87H16L17 89ZM34 88V86H33ZM37 88V87H36ZM45 88V87H44ZM55 88V87H54ZM72 88V87H71ZM75 88V87H74ZM127 88V87H126ZM218 88V87H217ZM15 89V90H16ZM22 91V88H20ZM24 89V88H23ZM29 89V88H27ZM35 89V88H34ZM42 89V88H41ZM96 89V90H97ZM106 89V88H105ZM149 89V86H148ZM3 90V89H2ZM14 90V91H15ZM40 90V89H39ZM73 90V89H72ZM71 90V91H72ZM77 90V89H76ZM122 90V89H121ZM145 90V89H144ZM147 90V89H146ZM217 90V89H216ZM4 91V90H3ZM6 91V90H5ZM19 90H17L18 92ZM20 91V92H21ZM28 91V90H27ZM32 91V90H31ZM70 91V90H69ZM102 91V90H101ZM125 91V90H124ZM123 91V92H124ZM127 91V89H126ZM221 91V90H218ZM230 91V90H229ZM228 91V92H229ZM20 92H18L19 94H21ZM29 92V91H28ZM68 92V91H67ZM80 92V91H79ZM93 92V91H91ZM96 92V91H95ZM103 92V91H102ZM118 92V91H117ZM116 92V93H117ZM132 93H130V91H128V93L133 95V91H131ZM7 93V92H6ZM16 93V92H15ZM17 93V94H18ZM26 93V92H25ZM34 93V91H33ZM53 93V92H52ZM72 93V92H71ZM84 93V92H83ZM82 90H81V94ZM86 93V92H85ZM2 94V93H1ZM9 94V93H7ZM12 94V93H11ZM41 94V93H40ZM57 94V93H56ZM137 94V93H136ZM13 95V94H12ZM16 95V94H14ZM31 96V93L29 94ZM33 95V94H32ZM39 95V94H38ZM116 96L118 94H115ZM139 95V94H137ZM1 96V95H0ZM53 95H51L52 97ZM80 96V95H79ZM122 96V95H120ZM129 96V95H128ZM126 96V97H128ZM131 96V95H130ZM135 96V95H134ZM3 97V96H2ZM20 97V96H19ZM26 98H28L26 95L24 96ZM33 97V96H31ZM81 97V96H80ZM105 97V96H104ZM132 97V96H131ZM136 97V96H135ZM14 98V97H13ZM18 98V97H16ZM22 98V97H21ZM25 98V99H26ZM37 98H39L37 96ZM97 98V97H96ZM100 98V97H99ZM116 98V97H115ZM134 98V97H133ZM167 98V99H168ZM224 98V97H223ZM12 99V98H11ZM51 99V98H50ZM58 99V96H57ZM76 99V98H75ZM85 99H89V98H85ZM84 99V100H85ZM101 99V98H100ZM105 99V98H104ZM107 99V98H106ZM137 99V98H135ZM166 99V100H167ZM168 99V101H169ZM3 100V99H2ZM18 100V99H16ZM24 100V99H23ZM29 100V98H28ZM32 100V99H31ZM45 100V99H44ZM99 100V99H98ZM110 102L109 103H115V101L112 99H109ZM120 100V99H119ZM118 100V101H119ZM134 100V99H132ZM139 100V99H138ZM137 100V101H138ZM165 100V103L168 102ZM225 100V99H223ZM1 101V99H0ZM40 101V98L39 100ZM48 101V99H47ZM89 101V100H88ZM86 101V102H88ZM104 101V100H103ZM213 101V100H212ZM13 102V101H12ZM17 102V101H16ZM14 100V103H16ZM25 102V101H24ZM28 102V101H26ZM33 102V101H31ZM30 102V103H31ZM46 102V101H45ZM80 102V101H79ZM82 102V101H81ZM84 102V101H83ZM97 102V101H96ZM108 102V101H107ZM161 102V101H160ZM164 102V101H162ZM170 102L169 105L170 106ZM225 102V101H224ZM13 103V104H14ZM41 103V102H40ZM130 103H133L130 101ZM239 103V102H238ZM45 104V103H44ZM83 104V103H82ZM91 104V103H89ZM117 104V103H116ZM135 104V103H133ZM1 106H3L2 102L0 104ZM37 105V104H36ZM42 105V104H41ZM40 105V106H41ZM86 105V104H85ZM112 105V104H111ZM130 105V104H129ZM139 105V104H138ZM167 105V104H166ZM257 105V104H256ZM255 105V106H256ZM5 106V104H4ZM15 106V105H14ZM13 106V107H14ZM75 106V105H72ZM71 106V108H72ZM78 106V104H77ZM133 106V105H132ZM162 106H165V104ZM168 106H165L168 108ZM238 106V104H237ZM10 107V106H9ZM8 107V108H9ZM108 107V106H107ZM112 107V106H111ZM120 106L118 105V108ZM131 107V106H130ZM137 107V106H136ZM141 107V106H140ZM25 108V107H24ZM29 108V106H28ZM47 108V107H46ZM52 108V107H51ZM70 108V107H69ZM68 108V109H69ZM85 108V107H83ZM129 108V107H128ZM132 108V107H131ZM142 108V107H141ZM170 108V107H169ZM242 108V107H241ZM255 108V107H254ZM53 109V108H52ZM158 109H160L158 107ZM13 109L9 108V111H12ZM45 110V109H43ZM117 110V109H116ZM172 110V107L171 109ZM177 110V111H178ZM67 111V110H66ZM111 111V110H110ZM133 111V110H132ZM139 111V110H138ZM143 111V109L141 110ZM162 111V109H161ZM166 111H168L166 109ZM165 111V112H166ZM173 111V110H172ZM176 111V113H178ZM41 112V110H40ZM54 112H56L54 110ZM123 111H121L122 113ZM227 112V111H226ZM18 113V110H17ZM28 113V111L26 112ZM57 113V112H56ZM137 113V112H136ZM136 113H134L136 115ZM139 113H143V112H139ZM229 113V112H228ZM19 114V113H18ZM167 114V112H166ZM224 114V113H223ZM222 114V115H223ZM231 114V113H230ZM238 114V113H237ZM20 115V114H19ZM43 115V114H42ZM124 115V114H123ZM131 115V114H130ZM135 115H133L135 117ZM140 114H137V116ZM161 115V114H159ZM180 115V114H178ZM219 115V114H218ZM164 116V115H163ZM168 116H170L168 114ZM220 116V115H219ZM224 116V115H223ZM14 117V116H13ZM42 117V116H41ZM44 117V115H43ZM119 117V116H118ZM162 117V116H160ZM159 117V118H160ZM230 117V115H229ZM228 117V118H229ZM149 118V117H148ZM171 118V117H170ZM183 117L181 116V119ZM186 118V116L184 117ZM213 118V117H212ZM210 118V119H212ZM217 118V116H216ZM214 118V119H216ZM14 119V118H13ZM18 119V118H16ZM15 119V120H16ZM47 119V118H46ZM145 119V118H144ZM143 119V120H144ZM165 119V118H164ZM168 119V118H166ZM172 119V118H171ZM209 119V120H210ZM212 119V120H214ZM230 119V118H229ZM257 119V118H255ZM50 120V118L48 119ZM127 120V119H126ZM142 120V119H140ZM157 120V118H156ZM175 120V119H173ZM218 120V119H216ZM9 121V120H8ZM17 121V120H16ZM54 121V120H53ZM131 121V120H130ZM168 121V120H167ZM232 122V120H230ZM49 122V121H48ZM51 122V121H50ZM129 122V121H128ZM159 122V121H158ZM165 122V121H164ZM171 122V121H169ZM211 123V120L209 121ZM61 123V122H59ZM139 123V122H138ZM148 123V122H147ZM209 123V124H210ZM33 124V123H32ZM31 124V125H32ZM52 124V123H51ZM129 124V123H128ZM217 124V122H216ZM30 125V124H29ZM49 125V124H48ZM61 125V124H58ZM148 125V124H147ZM178 125V124H177ZM218 125V124H217ZM216 125V126H217ZM16 125H14L15 127ZM36 126V125H35ZM53 126V125H52ZM56 126V125H55ZM54 126V127H55ZM66 126V125H65ZM135 127V124L132 125V127ZM179 126V125H178ZM177 126V127H178ZM215 126V127H216ZM233 126V125H232ZM138 127V126H137ZM140 127V126H139ZM150 127V126H149ZM17 128V127H15ZM24 128V127H23ZM22 128V129H23ZM53 127H51L52 129ZM58 128V126H57ZM65 128V129H67ZM252 128V126H251ZM4 129V130H3ZM20 130H22L21 128H19ZM18 129V130H19ZM27 129V128H26ZM139 128H137L138 130ZM143 127L139 130H141L143 132ZM156 129V128H155ZM213 129H215L213 127ZM129 130V132H128ZM134 129L132 128L131 131H133ZM138 130V132H140ZM148 130V129H147ZM154 130V129H153ZM176 132H175V131ZM250 130V129H249ZM12 131V129H11ZM15 131V130H14ZM54 131V130H52ZM64 131V130H63ZM149 131V130H148ZM213 131V130H212ZM210 131V132H212ZM216 131V130H215ZM233 131H235V129H233ZM22 132V131H21ZM60 132V131H59ZM249 132V131H248ZM155 133V132H154ZM215 133V132H214ZM214 133L212 135H214ZM226 133V132H224ZM247 134V133H246ZM252 134V133H251ZM56 135V134H55ZM57 135H59L57 133ZM75 136V139L72 138V136ZM155 135H157L155 133ZM196 135V134H195ZM225 135V134H224ZM228 135V134H227ZM13 136V135H11ZM144 136V135H143ZM160 137V135H158ZM231 136V135H228ZM239 136V135H238ZM50 137V136H49ZM197 137V136H196ZM216 137V136H215ZM222 137V136H221ZM240 137V136H239ZM251 137V136H250ZM142 138V137H141ZM151 138V136H150ZM199 138V136H198ZM255 138V136L253 137ZM122 139H126L125 144L123 145L121 143ZM205 139H208L205 138ZM211 139V138H210ZM227 139V138H226ZM225 140V139H224ZM229 140V138L227 139ZM251 140V139H250ZM256 140V139H255ZM254 140V141H255ZM209 141V140H208ZM212 141V140H211ZM216 141V140H214ZM197 142V141H195ZM224 142V141H223ZM212 143V142H211ZM139 144V143H138ZM203 144V143H201ZM156 145V144H155ZM161 145V144H160ZM213 145V143H212ZM251 146V145H250ZM256 146V144H255ZM254 146V147H255ZM215 147V146H214ZM160 148V147H159ZM212 148V146H211ZM237 148V147H236ZM257 148V147H255ZM215 151V150H214ZM218 150H216L217 152ZM256 151V150H255ZM254 151V152H255ZM232 153V152H231ZM261 154V153H260ZM210 155V154H209ZM218 155V154H217ZM236 155V154H234ZM238 156V155H237ZM261 155L257 156L260 157ZM249 157V156H248ZM205 158V157H204ZM219 158V156H218ZM222 158V157H221ZM237 158V157H236ZM235 158V159H236ZM241 158V156H240ZM220 159V158H219ZM233 158V160H235ZM248 159V158H247ZM253 159V158H251ZM208 160H210L208 158ZM212 160V157H211ZM207 161V160H206ZM236 161V160H235ZM249 161V160H248ZM210 162V161H209ZM214 162V161H213ZM237 162V161H236ZM223 163V162H222ZM220 163V164H222ZM243 163V162H242ZM211 164V163H209ZM250 165V164H249ZM259 165V164H258ZM207 166V163L206 165ZM222 166V165H220ZM235 166H237L235 164ZM242 166V165H241ZM203 167V166H202ZM204 168V167H203ZM238 168V167H237ZM260 168V167H259ZM207 169V167H206ZM205 169V170H206ZM211 169V168H210ZM217 169V166H216ZM254 169V168H253ZM192 171V170H191ZM203 171V170H202ZM207 171V170H206ZM205 171V173H207ZM260 171V169H259ZM200 172V171H199ZM28 175H26V174ZM205 173L203 172V174L205 175ZM239 173V172H238ZM255 173V172H254ZM23 174L25 176H23ZM200 174V173H198ZM215 174V173H214ZM201 175V174H200ZM207 175V174H206ZM205 175V176H206ZM235 175V173H234ZM250 175L249 172H247L245 174V176L243 177V182H246V178ZM262 175V174H261ZM195 176V177H194ZM204 177V176H202ZM208 177V176H207ZM253 177V176H252ZM97 178H101L104 179L105 184L104 185H112V190L113 193L115 192L118 197L121 198L122 200V211H125V215H122V213H118L117 210L119 209L118 205L116 208L117 210L115 212H113L112 214L108 215V216H104L101 213H96V207L94 206L93 202L96 200L94 199V201L92 202L91 200L85 199V201L83 202V204H75V202L71 199L72 197H70L66 192H62L61 189L57 188V187H61V186H66L68 184H74V182L76 181H85L86 183H89L88 181H93V180H97ZM201 178V177H200ZM209 178V177H208ZM208 178L206 179H202V183L206 182L209 183L210 180H208ZM210 179V178H209ZM230 179V178H229ZM234 179V178H233ZM238 179V178H237ZM99 180V179H98ZM100 180V181H101ZM228 180V179H227ZM226 180V181H227ZM236 180V179H235ZM254 180V179H252ZM103 181V180H102ZM199 181V178L198 180ZM194 182V183H197ZM217 182L219 180H216ZM231 182H233V180H230ZM230 181L227 182L230 184ZM98 182V181H97ZM240 182V179L238 181V183ZM252 182V181H250ZM96 184L95 182H92ZM99 184V183H97ZM96 184V185H97ZM201 184V183H200ZM232 184V183H231ZM252 184H257L252 183ZM43 185H47L49 186V188L51 189V193L50 194H45ZM94 185V184H92ZM101 185V182H100ZM103 185V186H104ZM106 185V187H107ZM170 185V186H171ZM186 185V184H185ZM189 185H195L193 183L189 184ZM207 185V184H206ZM110 186V185H109ZM109 186L107 188H109ZM161 186V185H160ZM188 186V185H186ZM195 186H198L195 185ZM194 186V187H195ZM208 186V185H207ZM231 186V185H230ZM239 186V184H238ZM135 187V188H136ZM155 187V186H154ZM163 187V185H162ZM162 187H159L160 190ZM173 187V186H172ZM190 187V186H189ZM209 188L211 186H208ZM221 187V186H220ZM248 187V186H246ZM254 187V186H252ZM256 187V186H255ZM254 187V188H255ZM103 188L105 189V187H100V189ZM136 188V189H137ZM148 187L145 188H141L142 191L143 189H146ZM153 188V187H152ZM174 188V187H173ZM173 188L170 187V189L172 190ZM199 188V187H198ZM204 188V187H203ZM207 188V187H206ZM222 188V187H221ZM253 188V189H254ZM138 189V190H139ZM165 189H168V187H166ZM176 189V187H175ZM250 189V188H249ZM154 190V189H153ZM159 190V189H157ZM159 190V191H160ZM177 190V189H176ZM185 191L187 189H184ZM198 190V189H197ZM205 190V188H204ZM207 190V189H206ZM255 190H258V188ZM106 191H109V189H107ZM134 191V190H133ZM156 191V190H154ZM168 191H170L168 189ZM179 191V190H177ZM235 191V190H234ZM259 191V190H258ZM135 192V191H134ZM138 192V191H136ZM145 192V190L143 191ZM167 192V190H166ZM191 192V191H190ZM232 192V191H231ZM236 192V191H235ZM235 192H233L235 194ZM73 193V192H72ZM71 193V194H72ZM109 193H107V195H109ZM155 193V192H154ZM157 193H161V192H157ZM165 193V192H164ZM176 193V191H175ZM193 193V192H192ZM197 193V192H196ZM199 193V192H198ZM260 193V192H259ZM112 194V193H111ZM140 194V193H139ZM144 194V193H143ZM156 194V193H155ZM182 194V193H181ZM189 193H187L188 196ZM202 194V193H201ZM204 194V193H203ZM202 194V195H203ZM237 194V193H236ZM239 194V193H238ZM237 196L240 197V194ZM74 195V193H73ZM138 195V194H136ZM150 195V194H149ZM164 195V194H163ZM168 195V192L167 194ZM176 195V194H175ZM200 195V194H199ZM201 195V196H202ZM244 195V194H243ZM248 195V194H247ZM72 196V195H71ZM77 196V195H76ZM114 196V195H112ZM110 196V197H112ZM145 196V195H143ZM151 196V195H150ZM165 196V195H164ZM172 196L174 197V194H172ZM192 196V194L190 195ZM209 196V195H208ZM216 196V195H215ZM236 196V197H237ZM260 196V195H259ZM137 197V196H136ZM146 197V196H145ZM159 198L161 196H158ZM157 197V198H158ZM169 197V195H168ZM176 197V196H175ZM205 197V196H204ZM213 197V195H212ZM262 197V196H261ZM260 197V198H261ZM103 198V197H102ZM114 198V197H112ZM142 198V197H141ZM163 198V197H161ZM165 198V197H164ZM170 198V197H169ZM185 198V197H183ZM193 198V197H192ZM196 198V197H195ZM218 198V197H217ZM93 199V198H91ZM111 199V198H109ZM242 199V198H240ZM117 199L114 198L113 201H115ZM165 200V199H164ZM169 200V199H168ZM176 200V199H175ZM184 200V199H183ZM188 201V199H185ZM196 200V199H195ZM248 200V198H247ZM261 200V199H260ZM154 201V200H152ZM151 201V202H152ZM160 201V200H159ZM178 201V200H177ZM230 201L233 202V199L230 198ZM246 202V200H244ZM170 202V201H169ZM168 202V203H169ZM180 202V201H179ZM182 202V201H181ZM235 202V201H234ZM96 203V201H95ZM100 203V202H99ZM165 203L162 200L161 205ZM256 202L255 201H250V203L247 205L246 210L248 212H252L254 210V204ZM98 204V203H97ZM105 204V203H102ZM100 203V205H102ZM111 203L109 202V206H112L113 204L115 205L116 203H112V205H110ZM152 204V203H151ZM178 204V203H177ZM180 204V203H179ZM233 203H231L232 206ZM148 205V204H147ZM142 209L143 211L146 210ZM166 205V203H165ZM181 205V204H180ZM218 205V204H217ZM216 205V206H217ZM234 204V207H237V205ZM150 206V205H149ZM164 206V205H163ZM167 206V205H166ZM191 203L189 204V208L191 207ZM259 206V205H258ZM101 207V206H100ZM113 207V206H112ZM165 207V206H164ZM177 207V206H176ZM180 209L181 207L178 206ZM177 207V209H179ZM260 207V206H259ZM98 209L99 206H97ZM103 208V206H102ZM101 208V209H102ZM106 208V207H104ZM109 208V207H108ZM158 208V207H157ZM171 208V207H170ZM188 208V207H187ZM188 208V210H190ZM194 208V207H193ZM242 208V207H241ZM256 208V207H255ZM262 208V207H261ZM264 208V206H263ZM262 208V209H263ZM100 209V211H102ZM110 209V208H109ZM114 210V207L112 208ZM154 209V207H153ZM183 209H185V207H183ZM195 209V208H194ZM239 209V207H237V210ZM105 210V209H104ZM148 210V207H147ZM164 210V209H163ZM166 210V209H165ZM162 211V214L164 215ZM196 210V209H195ZM108 211V210H106ZM110 211V210H109ZM118 211H121L120 209ZM179 211V210H176ZM191 211V210H190ZM150 209L147 211V221L151 222L156 220V214L154 213H149ZM152 212V211H151ZM201 212V211H200ZM146 213V212H145ZM159 213V212H158ZM171 213V212H170ZM177 213V212H176ZM187 213V212H186ZM188 213H190L188 211ZM246 213V211L244 212ZM256 213H258L256 211ZM180 214H183L180 213ZM196 213L194 212V215ZM230 214V213H229ZM237 214V213H236ZM235 214V215H236ZM248 214V213H247ZM252 214V213H251ZM174 215V214H173ZM227 215V214H226ZM260 215V212H259ZM263 215V213H262ZM261 215V216H262ZM124 216H126V219L124 220ZM145 216V215H144ZM165 216L168 218L169 216L166 215ZM171 216V215H170ZM196 216H198L196 214ZM196 216L194 218H196ZM202 216V215H201ZM200 216V217H201ZM254 216V215H253ZM252 216V218H254ZM143 217V216H142ZM190 217V216H189ZM192 217V216H191ZM199 217V216H198ZM232 217V216H231ZM246 217V216H244ZM259 217V216H258ZM256 216V218H258ZM263 217V216H262ZM117 218H119V220L121 221V223H117L116 220ZM161 218V216L159 217ZM163 218V217H162ZM175 218V217H174ZM193 218V219H194ZM219 217L217 216L215 219L217 220ZM236 218V217H234ZM250 218V216L248 217ZM247 218V219H248ZM255 218V222L257 221V219ZM260 218V217H259ZM258 218V219H259ZM142 219V218H141ZM145 219V220H146ZM173 219V218H171ZM232 219V218H231ZM237 219V218H236ZM244 219V218H243ZM157 220L159 221V219L157 218ZM164 220V219H162ZM160 219L159 222L162 221ZM166 220V218H165ZM186 220V219H185ZM190 220V219H189ZM197 220V218H196ZM238 220V219H237ZM235 220V221H237ZM264 220V219H263ZM122 221H126L127 225L129 227V232H124L123 227H122ZM175 221V220H174ZM219 221V220H218ZM233 221V220H232ZM234 221V222H235ZM246 221V219H245ZM248 221V220H247ZM254 221V220H252ZM141 222V221H140ZM146 222V221H144ZM157 222V221H156ZM166 222V221H165ZM188 222V220L186 221ZM193 223L196 221H192ZM215 222V221H214ZM233 222V223H234ZM238 222V221H237ZM124 223V222H123ZM143 223V222H142ZM150 223V226H152V224ZM154 223V222H153ZM174 223V222H173ZM172 223V224H173ZM216 223V222H215ZM220 223V222H219ZM223 223V222H222ZM147 224V222H146ZM158 224V223H157ZM164 224V223H163ZM175 224V223H174ZM182 224V222L180 223ZM189 224V223H187ZM192 224V223H191ZM207 223H201V224H197L195 225L194 223V228L193 230L190 232H187L184 230H179L180 232H176L174 233L173 237H169L164 241H160V251L161 252V258L160 260H158L156 262V264H205L206 261L205 258L207 259V257L209 256L208 252L209 250L206 249L207 247L211 246V245H228L230 243L233 242V239H229L226 238L222 235H219L220 233H216L214 232V228L209 226H206ZM149 225V224H148ZM156 225V224H155ZM159 225V224H158ZM170 225V224H169ZM225 225V224H224ZM233 225V224H232ZM248 225V223H247ZM141 226V225H140ZM157 226V225H156ZM155 226V227H156ZM163 226V225H162ZM182 226V225H181ZM189 226V225H188ZM191 226V225H190ZM193 226V225H192ZM191 226V227H192ZM236 226V225H235ZM254 226V225H252ZM257 226V223H256ZM139 227V226H138ZM143 227V225H142ZM145 227V226H144ZM190 227V228H191ZM223 227V226H222ZM225 227V226H224ZM223 227V228H224ZM246 227V226H245ZM255 227V226H254ZM254 227H250V228H254ZM263 227V226H262ZM140 228V227H139ZM149 228V227H148ZM151 228V227H150ZM165 228V227H164ZM177 228V227H176ZM175 228V230H176ZM213 228V229H212ZM218 228V227H216ZM215 228V229H216ZM221 228V230L223 231L224 229ZM233 228V226H232ZM83 229L86 230V233L83 232ZM171 229V228H170ZM169 229V230H170ZM179 229V228H178ZM236 229V228H235ZM255 229V228H254ZM127 230V229H126ZM150 230V229H149ZM152 230V229H151ZM213 230V231H212ZM221 230H218L219 232ZM226 230V229H225ZM88 231V232H87ZM141 231V230H139ZM144 231V230H143ZM159 232V231H158ZM157 232V233H158ZM170 232V231H169ZM229 232V231H228ZM231 232V231H230ZM257 232V231H256ZM263 232V230H262ZM127 233V234H124ZM132 233V234H131ZM147 234V228H146V232H144ZM150 233V232H149ZM153 233V232H152ZM172 233V232H171ZM169 233V234H171ZM236 233V232H235ZM242 233V231L240 230L238 232V234ZM49 234L50 237H47ZM248 234V233H247ZM250 234H252L250 232ZM248 234V235H250ZM8 235V236H9ZM19 236V237H15V236ZM149 235V234H147ZM151 235V234H150ZM149 235V236H150ZM159 235V234H158ZM235 235V234H234ZM5 236V235H4ZM145 236V234H144ZM147 236L145 238H147L148 240L150 239V237ZM232 236V235H231ZM2 235L0 236L1 239ZM6 237V236H5ZM14 237L16 240H14ZM125 237V239H123ZM131 237V236H130ZM133 237V236H132ZM135 237V236H134ZM133 237V238H134ZM137 237V236H136ZM154 237V236H153ZM259 237V236H258ZM141 238V237H140ZM158 238V237H157ZM237 238V237H236ZM46 239V240H45ZM139 239V238H138ZM137 239V240H138ZM144 239V238H142ZM146 239V240H147ZM238 239V238H237ZM252 239V236L250 237V240ZM5 240V239H4ZM135 240V238H134ZM141 240V239H139ZM3 240H1L2 242ZM150 241V240H149ZM148 241V242H149ZM155 240H153L154 242ZM230 241V242H229ZM262 242V240H260ZM0 242V243H1ZM144 242V240H143ZM146 242V241H145ZM144 242V243H145ZM156 242V241H155ZM238 242V241H237ZM237 242L234 243L236 244ZM246 242V241H245ZM251 242V241H250ZM249 242V243H250ZM7 244V242H5ZM139 242H137L138 244ZM152 243V242H151ZM149 242V244H151ZM157 243V242H156ZM253 243V242H251ZM250 243V244H251ZM257 243L256 241H254V244ZM134 244V243H133ZM136 244V243H135ZM143 244V243H142ZM146 244V243H145ZM148 244V243H147ZM146 244V245H147ZM155 244V243H154ZM242 244V243H241ZM243 247V245H241ZM249 244V245H250ZM263 244V243H262ZM5 245V244H3ZM3 245L2 248L3 249ZM153 245V244H151ZM157 245V244H156ZM248 245V244H247ZM264 245V244H263ZM260 245V246H263ZM56 246H61L62 247V256L59 257H55L56 255L58 256L59 254L61 255V253H57L61 250L57 249L56 250ZM140 247V244L137 245ZM239 246V247H240ZM253 246V245H252ZM257 246V245H256ZM6 248V245L4 246ZM16 247V246H15ZM157 247V246H156ZM216 247V246H215ZM223 247V246H222ZM237 247V244L236 246ZM241 247V248H242ZM259 247V246H258ZM19 248V247H17ZM145 248V247H144ZM151 249V246L147 247ZM145 248V249H146ZM159 248V247H158ZM229 248V247H228ZM231 248V247H230ZM234 248V245L233 247ZM247 248V247H246ZM245 248V249H246ZM20 249V250H21ZM217 249V248H216ZM220 249H222L220 247ZM238 249V248H237ZM245 249H243V252L245 251ZM254 249V247H253ZM16 250V249H15ZM14 250V251H15ZM59 250V251H58ZM139 250V248H138ZM236 250V249H234ZM241 250V249H240ZM17 254H18V249L16 250ZM140 251V250H139ZM238 251V250H237ZM236 251V252H237ZM7 251H5L6 253ZM30 252V251H29ZM151 252V251H150ZM236 252H233V254H235ZM251 252V251H250ZM249 252V253H250ZM1 253V251H0ZM9 253V252H8ZM156 253V251H155ZM257 253V252H256ZM16 254V255H17ZM25 254V253H24ZM135 254V253H134ZM148 254H149V250H148ZM152 254V252L149 254ZM247 254V253H245ZM252 254V253H251ZM22 255V254H21ZM29 254L26 253V256H28ZM211 255V254H210ZM214 255V254H213ZM250 255V254H249ZM255 256V254H253ZM257 255V254H256ZM259 255V254H258ZM264 255V254H263ZM14 256V255H13ZM12 256V257H13ZM30 257L31 258L33 257ZM138 256V255H137ZM144 256V254H143ZM142 256V257H143ZM215 256V255H214ZM252 256V255H251ZM250 256V257H251ZM21 256H19L20 258ZM24 256L21 257V259ZM134 257V256H133ZM145 257V256H144ZM147 257V256H146ZM145 257V258H146ZM157 257V256H156ZM213 257V256H212ZM261 257V256H260ZM17 257V259H19ZM29 258V257H28ZM217 258V257H216ZM252 258V257H251ZM256 258V257H254ZM258 258V257H257ZM262 258V257H261ZM26 259V258H25ZM158 259V258H157ZM253 259V258H252ZM28 261L32 264H34V260L33 262ZM155 260V258H154ZM218 260V259H217ZM220 260V259H219ZM153 261V260H152ZM160 261V262H159ZM255 261V260H254ZM154 262V261H153ZM152 262V263H153ZM215 262V261H213ZM221 262L222 261H218ZM235 262V260H234ZM37 263V264H38ZM42 263V261H41ZM42 263V264H44ZM210 264V262H208ZM225 263V262H224ZM256 264V262H254ZM18 264V263H16ZM20 264V261H19ZM25 264V263H24ZM29 264V263H28ZM36 264V263H35ZM154 264V263H153ZM264 264V263H263Z\"/></svg>",
	"mask_w": 264,
	"mask_h": 264
}]
</instances>
